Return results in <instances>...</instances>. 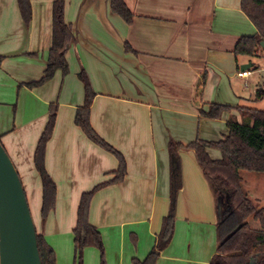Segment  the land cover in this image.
I'll return each mask as SVG.
<instances>
[{
	"label": "crops",
	"instance_id": "crops-1",
	"mask_svg": "<svg viewBox=\"0 0 264 264\" xmlns=\"http://www.w3.org/2000/svg\"><path fill=\"white\" fill-rule=\"evenodd\" d=\"M241 1L124 0L134 15L127 24L112 12L111 0H65V22L76 36L67 53L69 74L57 71L49 82L30 88L47 68L54 0H30L28 25L17 0H0L1 145L26 185L28 202L37 203L34 227L54 250L57 264H77L74 230L81 197L113 180L119 168L118 160L75 124L85 99L80 72H86L96 94L93 129L127 163L125 180L93 197L89 222L102 236L105 264L143 263L156 248L175 190L169 145L221 141L230 121L243 122L240 113L208 120L200 111L210 104L248 107L255 101L248 91L254 74H264V58L258 64L261 54L234 53L242 37L257 33ZM243 71L251 75L240 78ZM55 103L45 166L57 198L43 220L34 160ZM208 152L221 159L219 151ZM179 159L173 238L155 264H210L218 247L215 196L194 153L180 150ZM83 264H101L100 251L86 248Z\"/></svg>",
	"mask_w": 264,
	"mask_h": 264
},
{
	"label": "trees",
	"instance_id": "trees-1",
	"mask_svg": "<svg viewBox=\"0 0 264 264\" xmlns=\"http://www.w3.org/2000/svg\"><path fill=\"white\" fill-rule=\"evenodd\" d=\"M19 10L26 25L31 22L30 0H17ZM241 9L253 23L257 33L242 37L236 44V56L255 57L263 54L261 43L264 42V0H242ZM111 10L127 24L134 15L124 0H111ZM65 0H54L52 9V45L49 52L47 68L43 77L29 84L30 88L40 87L49 82L57 71L64 76L69 74L67 53L76 41L71 25L65 22ZM84 86V104L77 111L75 124L95 145L112 154L119 162L114 173L115 178L84 193L81 197L77 225L74 230L76 263L83 264V252L86 248H96L101 254V264H105V250L100 232L90 224L89 213L95 194L101 189L122 183L127 176V163L124 156L110 146L93 129L90 112L95 92L85 71L78 75ZM257 101H264V90L257 92ZM237 111L242 116V124L235 121L228 123L229 133L221 141L207 142L196 140L188 145L171 143L169 153L175 190L170 198L168 215L163 219L162 230L157 238L154 251L143 263L155 264L159 253L172 241L175 225L176 198L181 187V165L179 151L194 153L203 175L208 181L217 203V251L210 264H264V208L248 196L243 187L241 172L256 173L264 177V110L248 107H230L210 104L202 109L200 115L208 120H219L226 112ZM58 104H52L46 128L39 140L35 152V168L40 176L43 188L41 217L45 220L55 209L57 186L45 166L47 144L50 141L57 121ZM1 144V137H0ZM221 153V159L214 160L209 150ZM259 222L260 229H254L250 219ZM37 247L41 264H57L56 254L43 236L36 232Z\"/></svg>",
	"mask_w": 264,
	"mask_h": 264
},
{
	"label": "water",
	"instance_id": "water-1",
	"mask_svg": "<svg viewBox=\"0 0 264 264\" xmlns=\"http://www.w3.org/2000/svg\"><path fill=\"white\" fill-rule=\"evenodd\" d=\"M264 49V42L261 43ZM0 264H41L22 183L0 144Z\"/></svg>",
	"mask_w": 264,
	"mask_h": 264
},
{
	"label": "rangeland",
	"instance_id": "rangeland-1",
	"mask_svg": "<svg viewBox=\"0 0 264 264\" xmlns=\"http://www.w3.org/2000/svg\"><path fill=\"white\" fill-rule=\"evenodd\" d=\"M262 55H263V57L257 58V60L260 61L258 64H261V61L264 58V53ZM261 76H264V74L258 73V72L254 74V76L251 79L252 88H251V90L248 91V95L253 94L252 99L255 100L254 102H251L248 105V107L253 108V109H257V110H264V101H257L256 100L257 92L264 88V81L261 83L262 84L261 87L258 86ZM240 124H242V122ZM216 153L219 154L218 152H216ZM241 175H242L243 180H244L243 187H244L245 191L247 192L248 196L258 205L259 209L264 208V177L259 175V174H256V173H250V172H246V171L241 172ZM22 185H23V189L25 191L26 189L24 187L26 185H24V183ZM26 197H27V195H26ZM27 201H28V199H27ZM28 204H29L31 216L33 218H35L36 213H37V210H36L37 203H35V202L32 203V201H31V204H30V200H29ZM249 223L251 224V226L254 229H260L259 222L254 221L252 218L249 220Z\"/></svg>",
	"mask_w": 264,
	"mask_h": 264
},
{
	"label": "built area",
	"instance_id": "built-area-1",
	"mask_svg": "<svg viewBox=\"0 0 264 264\" xmlns=\"http://www.w3.org/2000/svg\"><path fill=\"white\" fill-rule=\"evenodd\" d=\"M251 75V72L250 71H243V72H240L239 74H238V76L240 77V78H247V77H249Z\"/></svg>",
	"mask_w": 264,
	"mask_h": 264
}]
</instances>
